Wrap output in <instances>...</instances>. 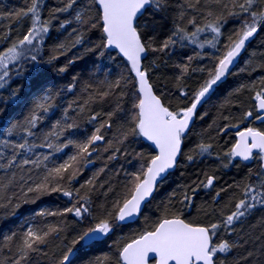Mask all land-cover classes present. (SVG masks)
<instances>
[{"label": "snow or ice", "instance_id": "obj_1", "mask_svg": "<svg viewBox=\"0 0 264 264\" xmlns=\"http://www.w3.org/2000/svg\"><path fill=\"white\" fill-rule=\"evenodd\" d=\"M0 264H264V0L0 5Z\"/></svg>", "mask_w": 264, "mask_h": 264}, {"label": "trees", "instance_id": "obj_2", "mask_svg": "<svg viewBox=\"0 0 264 264\" xmlns=\"http://www.w3.org/2000/svg\"><path fill=\"white\" fill-rule=\"evenodd\" d=\"M19 2H20V0H0V5H3L5 3L15 4V3H19ZM84 66H85L84 62H79V66L75 69V71L79 72L81 70V68H83ZM208 122L210 123L211 121L209 120ZM89 174H90L89 172H87V171L85 172V176H88ZM222 175H223L224 179H231V178L237 176V171H236V169L225 170L222 173ZM182 179L183 178L179 177V174H177V176L173 178L171 186H175V184L179 183ZM168 187L169 186H166L165 189H163L161 191V195L164 193V191H166L168 189ZM44 200L47 201V203L38 202V204H41V206H43V207H50V208H56L59 206V199L56 196L45 197ZM29 207L35 208L36 205L25 206V208L20 209V213L21 214H27V208H29ZM9 223H12V222H9ZM12 226L14 227L15 225L12 224Z\"/></svg>", "mask_w": 264, "mask_h": 264}]
</instances>
